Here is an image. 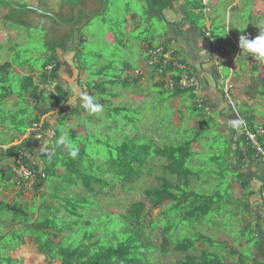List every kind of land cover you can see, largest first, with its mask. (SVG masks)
Wrapping results in <instances>:
<instances>
[{"label": "rangeland", "instance_id": "1", "mask_svg": "<svg viewBox=\"0 0 264 264\" xmlns=\"http://www.w3.org/2000/svg\"><path fill=\"white\" fill-rule=\"evenodd\" d=\"M53 1L55 2L52 8H58L57 6L60 0ZM254 2L256 8L260 10V13L256 15L252 21L249 15L251 10H253ZM19 3L23 4L24 2L20 0ZM239 6H241L240 11L236 9L237 11L232 19H237V16H245L246 19H244L239 31L244 34L246 33V35L251 31L252 36L257 37L260 34V28L264 29V0H239ZM106 8L107 10L104 14L92 18L91 22L84 25L82 30H77L79 33L78 39L81 41L82 38L83 41L80 42V45H78L79 42H75V44L72 45L74 52L69 51L65 54L59 53L60 58H63V60L66 59V61L68 60V62L73 64L74 68L78 66L80 69L82 68L83 72L85 71V73L88 74L89 80H94V82H92L94 83L93 85L100 83L101 85L99 87H103L104 90H107V94L104 95L100 93L99 89H94L93 91L94 103H99L102 106V111L98 113L82 112L77 115L76 113L80 110L79 106L76 111L74 110V114H72V116L68 115L67 119L63 121V124L59 125L57 128V130L61 132V135L65 134L76 146L81 143L85 145L87 156L81 165V170L85 173L94 174L108 172L110 170L106 163V160L110 156L108 145L114 144L115 146L125 142L130 143L133 135H137V140L139 139L140 143L149 144L151 147L165 144L178 145L186 139L193 137L192 130L185 131L184 129H178L173 126L171 122L172 118L169 119V116L171 117L174 112L170 110V106L167 104L168 102L163 101V106H159L157 101V98L164 99L169 93H160L159 89L152 85V82L162 79H165L164 83L166 84L168 78L161 75L160 65L169 64L173 60V55H171L167 61L155 59V57H152L153 54L151 50L145 48L144 43H142L144 41L143 39H150V37L153 36V30L155 31V29H157V31L162 32L163 29L160 26L161 24L155 21L151 24L146 22L144 10L148 7L144 1L110 0ZM131 13L138 17L135 19L134 16L133 19L127 21L126 17L127 15H132ZM252 23H254V27H252L253 31L249 27ZM152 25H154L153 28L150 27ZM5 26L10 31L15 30L18 36L16 39H13L11 33L8 34V37L5 39L8 42L5 41V43L9 44L11 50L7 49V45L3 47L0 46V59L11 61L16 67H19L18 64L21 63L35 65V69L40 72L46 60V55L42 56V54L48 51L43 42V33L35 28H26L14 21L8 22ZM233 27L234 24L231 21V33H234ZM213 31L215 32V29H213ZM145 44L147 46L150 45L146 40ZM158 44V46L154 47H166V49L169 50L170 42H160ZM75 51L78 54L77 59L74 57V54L76 55ZM241 55L243 58L251 57L248 53L242 52ZM241 61H243L242 58L240 62ZM143 63L146 65V71H150L146 75L145 72H143L145 70ZM258 63L264 71V59H258ZM16 67L13 68L9 77V82L14 88L19 87L21 82V77ZM102 69L106 70L104 72L106 76L97 74L99 70ZM134 71H138L139 74L145 78L148 75V78H146L147 83L141 82V80L145 78L143 79L139 74L136 75ZM79 72L81 71L79 70ZM38 74L39 73H36L34 75L35 84L38 85L40 91H43L45 94L50 93L53 88L49 85L46 86L47 84L41 80L42 78ZM77 76L78 75H75V80L73 79V82L71 79L67 81V84H71L73 93L76 89H80L79 85L81 82L79 79L82 81L81 78L76 79ZM117 78H121V80L127 79L129 83L127 85L120 82H116L115 84L107 83L108 80H117ZM134 78L140 81L137 83L132 81ZM59 84L63 85L64 82H59ZM82 84L85 85V81ZM65 90L69 91V89ZM261 92L264 93V86H261ZM111 94H117L119 96L112 98ZM74 99L75 98L69 100L70 103H68L67 107L69 105L73 107L74 104H76ZM102 99L105 100V104H102ZM14 100L15 96L13 95L8 99V102H12V105H14ZM17 103L18 105L21 104L20 101H17ZM125 104H127V108L124 106ZM111 105H120L125 109L117 117L110 118L108 117L106 108ZM262 108L264 110V99L262 100ZM193 113L195 114L196 111H193ZM55 118L56 115H51L50 118H47L49 127L46 128V132H48L49 137H44L41 141L36 142L38 145L40 144L45 151V155H51L53 151V148H48L47 145L49 144L48 139L53 134V128L57 126ZM209 131L211 132V129L203 132ZM86 133H88V137H85ZM201 136H203V134H201ZM209 137L211 140L210 145L218 147V150L214 147L212 148L214 152H216L215 154L219 156V161L216 163L212 158L214 156L213 153L208 151L205 141H202L204 152L195 154L187 164L195 173V176L190 177V190L208 196L215 194L220 195L219 198H215L217 201L215 207L218 206L220 212L213 211L209 214L205 219L208 223L202 222L201 224H197L189 221H182L181 211L176 209H168L163 216L162 212L166 210L170 204L169 202H165L158 208H152L148 204V199L145 198L143 192L149 185L156 183L154 179L156 177L155 174L161 175V167L165 163L162 157L153 156L149 161L152 162L153 159L155 160L153 161V168L150 166L149 169L152 171L151 173L154 172V175L151 177L144 176L140 179L141 181L138 184H133L128 190L123 188V184L117 182L109 187L111 189H109L107 193L100 191L95 197H87V204H89V207L84 211V214L86 217L88 216L89 219H93L94 223L89 226L83 225L82 223L73 226L71 225L73 220L68 217L61 208L56 214L57 217L54 216L55 209L60 205L58 197H61V191L64 189H68V193L70 194L84 193V190L79 183H76L74 176L70 178L68 176H62L63 173L65 174V169L59 165L57 168L58 175L49 178L50 185H53V188L54 185H56V187L54 189L51 188V190L49 189L45 197L46 200L49 201V209H52V213H54L48 215L51 218H57L58 226H66L67 232L61 236V244L65 247L76 246L80 242L82 234L85 231L99 236L104 240V243H108V236L109 238L110 236L115 237L116 240L121 237L125 238V236L121 234L114 236V232H117L118 229L122 227L121 225H123V222L121 223L116 219V214H123L125 209L133 202L142 200L147 204L148 211L151 213L152 218L158 221L152 222L149 227L152 228L159 225L152 233L151 240V243L155 246L153 254L156 264H179L178 260L180 259V255L174 251L173 245L183 239L192 238L195 234L200 232L214 238L225 240L230 248L241 252V257L244 256V260H247L248 264H251V258L254 252L258 250V244L260 243L259 236L261 233L254 225H248L246 229L242 230L246 226L242 220L247 219L243 217L244 215L249 218L247 219L248 222L254 219L250 217V214L245 213L246 204L249 203L250 198L244 193L245 190H247L245 187L239 184H235L236 188H230L229 186V178L234 176L227 165L229 159V141H227L225 137L217 136V132L214 130L209 133ZM100 139L101 143L98 142ZM31 145H33V142ZM51 146H53V144ZM213 169L217 172H214ZM162 177L169 178V175L163 171ZM242 194L243 197H241ZM1 196H5L8 203H12L15 200L13 198L14 196L9 192L5 195L1 193ZM27 198L29 197H22L19 203L23 204ZM11 216V214L4 213L2 222L0 223V233L4 235L7 234L5 243L9 246L8 249H13L15 246V241L12 240L9 231V225L12 220V218H10ZM38 217V206L36 202L33 222L36 221ZM14 219L18 222L22 217H15ZM83 222H85V220H83ZM216 224L218 227H215ZM165 226H171V231L168 234L169 243L171 245L167 248L169 250L167 254H164L161 250V229ZM149 227H146L145 232L150 231ZM233 235L236 236L237 239H235ZM237 242L241 244H237ZM198 248L201 249L203 246L199 244ZM8 253L1 252V255L4 257L5 254ZM237 257L238 255L226 254V259L229 263L235 261L237 264H240V259H237ZM32 261L33 264H37V262L38 264H61L60 260L51 262L37 255L32 257ZM17 262L15 261V263Z\"/></svg>", "mask_w": 264, "mask_h": 264}, {"label": "trees", "instance_id": "2", "mask_svg": "<svg viewBox=\"0 0 264 264\" xmlns=\"http://www.w3.org/2000/svg\"><path fill=\"white\" fill-rule=\"evenodd\" d=\"M146 1L150 9L162 13L166 8H171L176 0ZM18 21L21 20L18 18ZM81 41H83L82 38ZM148 48L152 49L153 47L148 46ZM57 49L68 52L67 40L54 42L49 47L46 60L39 75L46 84H49V82L52 84L59 77L60 65L58 64ZM77 56L78 54H76V58ZM18 65L19 68H22L25 63ZM47 66H52L50 72L46 71ZM14 67L16 66L11 61L0 64V186H10L19 181L16 180L12 172L13 166L24 164L34 169L36 175L34 189L40 196L38 200L39 217L37 221L33 222L36 199L33 206L30 207L18 202L9 204L4 198H0V223L4 213L12 215L10 217L12 220L9 225V231L12 240L15 241L13 249H8L9 246L5 243L7 234L0 233V264H15L10 252L25 243L24 237L27 234L33 236L38 252L46 256V259L51 262L60 260L61 264H156L153 254L155 246L151 243V240L152 233L159 225L152 228L149 227L152 222L158 221L152 218L147 204L142 200L133 202L125 209L123 214H116V219L121 223L123 222V225L117 232H114V236L121 234L125 238L121 237L116 240L115 237L110 236L109 238L108 236V243H104V240L99 236L85 231L76 246L65 247L61 244V236L67 232L66 226H58L57 218H51L48 215L54 213H52V209H49L50 204L45 197L47 191L53 188V185H50L49 178L58 175L57 168L59 165L65 169V174L63 173L62 176H68L69 178L74 176L76 183H79L84 190V193L70 194L68 189H64L61 191V197H58L60 205L55 209L54 216L57 217L56 214L61 208L73 220L71 222L73 226L81 223L89 226L94 223L93 219H89L84 214V211L89 207L87 197H95L100 191L107 193L111 189L109 187L117 182L123 184V188L128 190L133 184H138L144 176L151 177L154 175V172L151 173L152 171L149 169L150 166L153 168V161L155 160L153 159L152 162H149L153 156L164 159L165 163L162 165L161 171L167 173L169 178L162 177V172L161 175L156 173L154 178L156 183L149 185L144 190V196L148 199V204L152 208H158L165 202H169L170 204L166 210L162 212L163 216L168 209H176L181 211L182 221L197 224L208 223L205 219L209 214L213 211L220 212L218 206L215 207L217 203L215 198H219V194L208 196L203 193L198 194L189 188L190 177L195 176V173L187 164L194 155L192 145L199 139L204 129H201L195 137L186 139L178 145L165 144L155 147L140 143L139 139L137 140V135H133L130 143L125 142L115 146L114 144L108 145L110 153L109 158L106 160L110 168L108 172L99 174L85 173L81 170V165L87 156L85 145L82 143L78 144L79 152L76 157H72L63 145L57 144V140L61 135L57 128L67 119L64 108L68 105L70 92L56 84L53 92L45 94L35 84L33 74L19 75L21 77L20 85L14 88L9 82V77ZM166 69L169 70V67L167 68L166 66ZM105 71V69L99 70L97 74L106 76ZM161 75L164 76L165 74L162 73ZM173 77L177 80L179 74H174ZM132 81L137 83L140 80L134 78ZM92 82L94 80H88L87 82V91L91 97L94 89H99L103 95L107 94L106 89L99 87L100 83L97 82L98 84L93 85L94 83ZM116 82L124 85L129 83L127 79L121 80V78L107 81L108 84H115ZM158 83H160L158 84L160 88L162 87L161 84H164L163 87L168 90L163 80L158 81ZM189 91L175 89L174 92L177 94ZM13 95L15 96V104L9 105L8 99ZM111 96L116 97L119 95L111 94ZM17 101H20L21 104L18 105ZM102 101V104H105V100L102 99ZM120 105L107 107L108 117H117L122 113L125 108ZM34 106H49L50 109L57 111L56 115L58 114L59 116L61 114L57 127L53 128L54 134L50 140L53 146L50 144L47 146L48 148H53V151L50 158L45 161L42 171H36L35 164L27 157L28 147L31 146L33 138L36 136L30 131L38 128L35 125H39L42 122V117L34 109ZM124 106L126 107L127 104ZM82 111L89 113L86 108L79 110V112ZM69 112V116L74 114L72 109ZM79 112L76 114L78 115ZM62 115L65 117H62ZM73 134L75 135L74 132ZM85 137H88V133H86ZM98 142L101 143V139ZM20 181L25 184V181ZM55 187L56 185H54ZM42 188L44 190H41ZM20 216L22 219L16 222L14 218ZM147 226L150 231L145 232ZM170 231L171 226H165L161 229V250L164 254L169 253L167 248L171 245L168 238ZM199 244L203 248H198ZM173 249L180 255L179 264H237L236 262H227L226 254L239 255L240 264L247 263V260H244V256L241 257V252L230 248L225 240L214 238L201 232L195 234L192 238L179 241L173 245ZM1 252L9 253L3 257Z\"/></svg>", "mask_w": 264, "mask_h": 264}, {"label": "crops", "instance_id": "3", "mask_svg": "<svg viewBox=\"0 0 264 264\" xmlns=\"http://www.w3.org/2000/svg\"><path fill=\"white\" fill-rule=\"evenodd\" d=\"M22 1L24 2L23 4L19 3L20 0H0L1 47L7 45V49L11 50L9 44L5 43V39L8 37L9 33H11L13 39H16L18 36L15 30L10 31L5 26V24L12 21L26 28L31 27L40 30L43 33V42L48 51L51 44L60 42L62 38L67 40L68 52L73 51L72 45L75 44V42H79L78 45L81 44V41L78 39V31L72 36V34L68 33L70 26L58 24L56 19L50 15V10L56 13L61 12L58 6V8H52L55 1ZM140 1H144L148 7L144 10L146 22L151 24L155 21L161 24L160 26L163 29L162 32H159L154 27L155 31L153 30V36H151L150 39H143L144 41L142 40V43L146 40L150 43L148 46L154 47L158 46L160 42H170L169 45H171L174 51L173 60L168 64L169 70L172 71L171 73H179L181 64L185 67V70L196 75L200 82L196 90L177 94L174 92L175 90L170 91L167 90L166 87L164 88V84H161L162 87L160 88L158 85L160 83H158V81L152 82V85L157 87L160 93H169L164 99L157 98L158 105L163 106V101L168 102L167 104L170 106V110L174 112L171 117L169 116V119L172 118L171 122L173 126L178 129H184L185 131L192 130L193 137H195L201 129H204L203 131L211 129V132L214 130L217 132V136L225 137L226 140L229 141V159L227 165L234 175L229 178V186L230 188H236L235 184H239L242 187L246 186L245 188L247 190H245L244 193L250 198V201L246 204L245 213L250 214V217L254 218L248 222L247 219L249 218L245 215H241L247 218L246 220H242V222L246 224L242 230L246 229L248 225H254L261 233L259 236L260 243L258 244V250L253 254L251 264H264V203H262L260 199V191L264 183V163L253 156V152L250 150L246 140V132L248 130L264 124V110L262 108L264 93L261 92V86H264V71L259 66L258 59L253 56L243 58L241 55L243 50L239 47V38L241 34L246 35V33H241L239 30L246 17L237 16V19H232L237 11L236 9L239 11L241 9L239 0H176L171 8H166L162 13L150 9L146 0ZM206 8L210 9L207 13L203 11ZM64 10L66 11L64 12L66 16L69 12H71V14L74 12V15L75 13L78 15V19L82 12L79 11V8L76 10L74 8H65ZM259 13L260 10L256 8L254 2L253 10H251L249 15L250 20L253 21L254 17ZM83 15L88 16L87 11L83 12ZM134 16L135 19L138 17L135 14L130 16L127 15L126 20L133 19ZM88 17L91 18V16ZM18 18L21 21H18ZM51 18H54L52 22L56 25L55 28L58 26L61 27L59 32L57 30L54 31V26H52L53 24L50 21ZM231 21L234 24V33H231ZM253 24L254 23L249 26L252 31V27H254ZM153 26L154 25L150 27L153 28ZM213 29H215V32ZM79 30H82L81 27H79ZM206 32L211 33V38L205 36ZM65 33H67V35H64ZM247 36L250 39L255 38L252 36L251 31L247 33ZM48 51L42 54V56H45ZM60 52L61 54L66 53L61 51V49H57L58 64L60 65L58 71L59 77L57 78L58 81L55 80L52 84L49 82L46 86L49 85L54 88L55 85L58 84L64 89H69L70 93H72L70 94L69 100L75 98L76 104H74L73 107L69 105L67 109L66 107L64 108V110L66 109L65 114H67L68 117L70 109H72V112H74V110L76 111L79 106L80 110L84 109L81 102V94L86 93L91 96L87 91V82L89 78L88 74L85 73V71L83 72V69H80L78 64V67L74 68L73 64L68 62V60L66 61V59L63 60V58H60ZM74 57L76 58L75 54ZM241 58L243 61L240 62ZM6 62L9 61L0 59V64ZM143 64L145 66L143 72H145L146 75L150 71H146V65L145 63ZM16 68H18L16 70L19 75L33 74V77L36 73L40 75L42 71H37L35 65L31 64H25L22 68ZM51 69L52 66H47L46 71L50 72ZM75 75H78L76 79L81 78L82 81L79 79L81 82L79 85L80 89H76L73 93V88L70 83L67 84V81L71 79L73 82L75 80ZM144 78L143 76V79ZM146 78H148V75ZM146 78L141 80V82L147 83ZM162 80L165 82V79ZM84 81L86 83L85 85L82 84ZM59 82H64V84H59ZM51 92H53V90ZM92 94V97H94L93 90ZM68 103H70V101ZM10 104L12 105V102ZM34 109L37 110L42 117V122L38 125V128H34L30 131L36 136L33 138V145L28 147L27 157L35 164L36 171H42L44 169V163L48 160L47 158H49L50 155H45V151L40 144L38 145L36 142L41 141L44 137H49L48 132H46V128L49 127L47 118H50L51 115H56L57 111L50 109L49 106H34ZM193 111H196V113L194 114ZM82 112H79V114ZM64 115H62V117L66 116ZM60 117L61 115L58 117L56 115L55 121L57 124L59 123ZM235 120H241L243 123L237 127H233L232 122ZM211 132H202L203 136L199 137V139L193 143V156L200 152H204L202 141H205L206 148H208L209 152L213 153L214 156L212 158L217 163L219 161V156L215 154L216 152H214L212 147L217 150L218 147L210 145L211 140L209 133ZM53 134L48 139L50 145H52L50 140ZM49 144L47 146H49ZM213 171L217 172L214 169ZM16 180H19L16 181V184L0 186V198L5 199V196H1V193L5 195L9 192L15 199L12 203H19V201L21 202L20 199L26 196L29 198H27L24 203L22 202V205L32 207L36 199L38 206L40 196L34 189V183L29 188L26 181L25 184L20 181L23 179L16 177ZM42 190H44V188H42ZM241 197H243V194ZM233 237L237 239L236 236L233 235ZM24 241L25 243L23 245H20L10 252L11 258L16 262L18 261L15 264H33L32 257L34 255L42 258V254L38 252L37 245L34 243L31 234L25 235ZM237 244L241 243L237 242ZM239 257L238 255L237 259H239ZM42 259L49 261L46 259V256ZM246 264H248V262Z\"/></svg>", "mask_w": 264, "mask_h": 264}, {"label": "built area", "instance_id": "4", "mask_svg": "<svg viewBox=\"0 0 264 264\" xmlns=\"http://www.w3.org/2000/svg\"><path fill=\"white\" fill-rule=\"evenodd\" d=\"M203 11L207 13L210 11V9L206 8ZM205 36L208 38H211V33L206 32ZM144 46L148 50H151L153 54L152 57H155V59H163L167 61L168 58L174 53L171 45H169V50H167L166 47L165 48L153 47L151 49V48H148L146 44H144ZM166 66L167 68L169 67L168 64L160 65V73L165 74L164 77L168 78L167 83H166L168 90L181 89V90L194 91L199 87L200 85L199 78L196 75H193L189 71L185 70V67L182 66L181 64H180V72L178 73L179 77L177 80L174 79L173 77L174 74L171 73L172 71L166 69ZM134 73L136 75L139 74L138 71H135ZM35 126H38V125H35ZM246 140H247V143L250 149L253 151L254 157L258 160H261L264 163V124H261L254 129L248 130L246 132ZM13 173L15 174L17 178L23 179L24 181H26L28 183L29 188L35 182V179H36L35 171L27 167L24 164L13 167ZM260 199H261V202L264 203V183L260 191Z\"/></svg>", "mask_w": 264, "mask_h": 264}, {"label": "clouds", "instance_id": "5", "mask_svg": "<svg viewBox=\"0 0 264 264\" xmlns=\"http://www.w3.org/2000/svg\"><path fill=\"white\" fill-rule=\"evenodd\" d=\"M239 47L243 50V53H248L256 59H264V29L260 28V34L254 39H250L247 35H241ZM81 102L82 106L89 110L90 113L102 111V106L99 103H94V98L86 93L81 94ZM242 123L243 121L241 120H235L232 122V125L233 127H237ZM57 144L63 145L72 157H76L79 152L78 147L65 134L60 136Z\"/></svg>", "mask_w": 264, "mask_h": 264}, {"label": "flooded vegetation", "instance_id": "6", "mask_svg": "<svg viewBox=\"0 0 264 264\" xmlns=\"http://www.w3.org/2000/svg\"><path fill=\"white\" fill-rule=\"evenodd\" d=\"M109 3H110V0H108V4ZM102 6H103V0H76L75 2H74V0H60L58 7L61 9L60 10L61 12L56 13L53 10H50V15L53 16L54 18H58L60 21L66 23V24H73L70 26V29L68 30V33L72 34V36H73L76 34L77 30H79V27H81V29H82L84 27V25L91 22V20H92L90 17L84 16L83 12L91 11V12H97L98 13L101 10ZM65 8H74L75 10L79 8L80 9L79 11H82L81 15L79 16V19L74 22V19H75L74 12L72 14H71V12H69V14L66 16L64 13V12H66L64 10ZM82 8H85V9H82ZM94 8H96V9H94ZM106 10H107V8L105 9V11ZM54 18L53 19L51 18L50 21L52 22L54 20ZM52 24H53L52 26H54V31L57 30L59 32V30H61L60 26L55 28L56 25L53 22H52ZM64 35H67V33H65ZM64 39L65 38H62L61 40H64Z\"/></svg>", "mask_w": 264, "mask_h": 264}, {"label": "water", "instance_id": "7", "mask_svg": "<svg viewBox=\"0 0 264 264\" xmlns=\"http://www.w3.org/2000/svg\"><path fill=\"white\" fill-rule=\"evenodd\" d=\"M107 5H108V0H103V6H102L101 10L98 13L97 12L87 11L88 16H91V18H94V17H97V16L103 14L105 9H106V7H107ZM82 9H85V8H82ZM74 17H75V19H74V22H75L78 19V15L75 13ZM55 19H56L57 23L62 25V26H71V25H73V24H66V23L60 21L58 18H55ZM41 257L45 258L44 255H41Z\"/></svg>", "mask_w": 264, "mask_h": 264}, {"label": "bare ground", "instance_id": "8", "mask_svg": "<svg viewBox=\"0 0 264 264\" xmlns=\"http://www.w3.org/2000/svg\"><path fill=\"white\" fill-rule=\"evenodd\" d=\"M216 52V51H215Z\"/></svg>", "mask_w": 264, "mask_h": 264}]
</instances>
